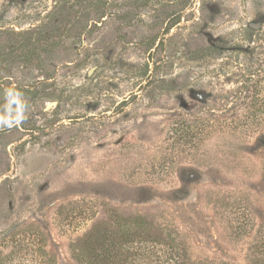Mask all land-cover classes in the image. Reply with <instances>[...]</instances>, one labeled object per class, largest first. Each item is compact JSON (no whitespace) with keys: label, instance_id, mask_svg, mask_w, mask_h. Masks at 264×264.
Instances as JSON below:
<instances>
[{"label":"rangeland","instance_id":"1","mask_svg":"<svg viewBox=\"0 0 264 264\" xmlns=\"http://www.w3.org/2000/svg\"><path fill=\"white\" fill-rule=\"evenodd\" d=\"M263 170L264 0H0V240L75 264L117 210L246 264Z\"/></svg>","mask_w":264,"mask_h":264},{"label":"trees","instance_id":"2","mask_svg":"<svg viewBox=\"0 0 264 264\" xmlns=\"http://www.w3.org/2000/svg\"><path fill=\"white\" fill-rule=\"evenodd\" d=\"M246 225V220L241 222V227ZM252 229L246 264H264V221ZM47 241L39 227L22 224L0 240L9 248L0 250V264H58L56 255L47 250ZM70 256L75 264H233L216 258L194 259L177 229L141 215L124 216L117 210L75 238Z\"/></svg>","mask_w":264,"mask_h":264}]
</instances>
